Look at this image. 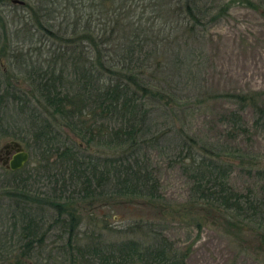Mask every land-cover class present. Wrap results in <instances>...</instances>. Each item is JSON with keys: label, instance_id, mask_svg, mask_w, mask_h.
<instances>
[{"label": "trees", "instance_id": "16d2710c", "mask_svg": "<svg viewBox=\"0 0 264 264\" xmlns=\"http://www.w3.org/2000/svg\"><path fill=\"white\" fill-rule=\"evenodd\" d=\"M55 1L38 0L30 10L56 50L23 68L22 78L38 104L36 110L29 108L26 132L7 129L6 99L17 102L20 97L8 81H0V133H10L38 154L37 170L22 173V167H1L0 188L11 199L10 230L15 240L1 242L0 248L6 247L4 253L15 251L11 264H25V257L42 248L46 232L58 227L63 246L72 249L69 264H77L74 256L90 259L88 264H184L185 252L175 249L151 223L129 226L107 244L74 246L79 219L73 203L131 202L163 214L158 179L144 153V145L155 139L147 134L146 102L170 96L154 80H160V71L171 79L180 65L176 51L167 53L174 29L169 17L182 13L180 19L187 20L185 29L190 31L201 22L202 12L195 0H58L62 15L56 20L49 12ZM220 95L232 97L236 104L222 115L232 124L234 135L247 131L240 114L245 104L254 108L256 118L262 115V106L247 93ZM28 102L23 97L21 104L25 107ZM178 138L174 160L190 180L187 209L213 220L222 218L231 226L245 223L255 239L264 241V197L254 196L250 188L237 191L230 186L227 177L235 160L228 155L231 152L216 151L181 130ZM38 172L51 185L41 197L25 185L33 174L40 177ZM44 205L51 208L47 223Z\"/></svg>", "mask_w": 264, "mask_h": 264}, {"label": "rangeland", "instance_id": "374dc122", "mask_svg": "<svg viewBox=\"0 0 264 264\" xmlns=\"http://www.w3.org/2000/svg\"><path fill=\"white\" fill-rule=\"evenodd\" d=\"M37 1L23 0L19 4L0 0V81H8L19 91L20 97L17 102L9 97L6 99L3 116L9 131L16 127L26 132L29 108L36 110L38 106L33 93L28 91L30 85L22 78L24 66L28 68L30 62H37L47 52L56 50L50 45L52 38L34 21L37 14L34 17L30 13L31 9L35 10ZM57 1L50 4L49 12L59 20L62 14ZM195 2L202 12V19L193 30L185 29L188 22L180 19L182 13L178 17H169L168 24L174 25V29L169 35L167 53L171 56V52L176 51L181 61L171 79L160 71V80L154 81L156 87L166 89L170 96L146 102L149 109L147 134L155 139L144 145V153L158 179L163 214L159 216L154 208L139 203L104 205L78 200L73 203L79 219L74 230L77 236L74 246L93 242L107 244L121 236L120 233L129 226L134 228V224L151 223L175 249L185 252L184 264H264V241L255 239L245 223L231 226L222 218L213 220L187 209L190 180L182 172L179 162L174 160L181 130L216 151L231 152L228 155L234 156L235 160L227 177L230 186L237 191L250 188L254 196L264 197V0ZM226 92L247 93L262 106V115L258 118L250 104L240 109L247 126L245 133L234 135L232 124L222 116L236 105L232 97L220 95ZM23 97L29 100L25 107L21 104ZM62 131L73 136L66 127H62ZM12 138L17 139L8 132L0 133V144ZM17 140L28 152L21 172L37 170V152L29 149L24 141ZM1 167L0 159V187L4 183ZM258 169L263 172L259 174ZM38 171L42 172V169L38 168ZM36 175L26 179L25 185L41 197L42 191L48 193L51 185L42 174ZM46 209L50 213H46ZM11 210V199L0 188V243L3 244L15 240L10 230ZM43 210L47 223L51 208L44 205ZM57 233L58 227L50 228L42 248L25 257V264H69L72 249L63 246L64 236L59 237ZM5 248H0V264H11L15 251L4 253ZM48 254L49 259L45 260ZM73 258L77 264H88L90 260Z\"/></svg>", "mask_w": 264, "mask_h": 264}, {"label": "water", "instance_id": "95a60500", "mask_svg": "<svg viewBox=\"0 0 264 264\" xmlns=\"http://www.w3.org/2000/svg\"><path fill=\"white\" fill-rule=\"evenodd\" d=\"M11 2H16L19 4L23 3V0H10ZM10 150H13L11 157L1 161V164L9 169H18L21 168L28 158V152L23 148L21 142L17 139H8L0 144V151H3L5 154L9 153Z\"/></svg>", "mask_w": 264, "mask_h": 264}, {"label": "flooded vegetation", "instance_id": "af4514ba", "mask_svg": "<svg viewBox=\"0 0 264 264\" xmlns=\"http://www.w3.org/2000/svg\"><path fill=\"white\" fill-rule=\"evenodd\" d=\"M12 152H13V150H10L9 153L5 154L3 151H0V159H1V161L4 159L5 156H7V158H10ZM2 166L5 167V168H7L5 166V164H2Z\"/></svg>", "mask_w": 264, "mask_h": 264}]
</instances>
